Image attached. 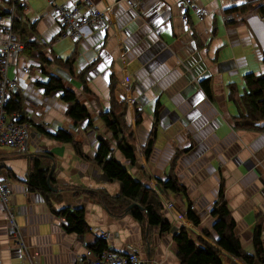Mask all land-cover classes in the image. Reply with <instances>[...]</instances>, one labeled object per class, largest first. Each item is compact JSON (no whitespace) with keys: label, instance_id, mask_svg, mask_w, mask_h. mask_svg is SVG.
I'll return each instance as SVG.
<instances>
[{"label":"crops","instance_id":"0c3cea01","mask_svg":"<svg viewBox=\"0 0 264 264\" xmlns=\"http://www.w3.org/2000/svg\"><path fill=\"white\" fill-rule=\"evenodd\" d=\"M72 1L81 0H23L25 6L16 17L18 33L23 30L42 52L64 60L76 52L77 72L94 63L86 75L91 93L83 91L81 83L63 68L46 67L48 71L61 73L63 79H70L73 84L70 86H74L73 90L89 109L98 133L86 129L87 121L75 124L71 120L61 92L48 96L44 93L37 82L47 78L37 63L39 73L25 75L17 91L34 127L32 122L26 152L1 147L0 180L12 191V209L32 253L38 254L40 264H78L79 255L101 239L100 234L92 230L85 234L68 232L66 219L58 213L66 208L84 209L90 227L110 233L106 242L115 252L126 254L135 246L144 262L181 264L173 237L185 226L184 222L189 223L185 227L195 241L204 239L220 248L214 240L217 234L213 226L217 219L212 210L223 183L225 199L236 220V234L244 250L254 254V237L259 227L264 246V132L238 130L234 117L240 112L236 101L246 88L244 76L250 72L264 74V14L249 10L242 13L241 19L229 21L225 17L227 10L242 2L197 0L207 17L200 21L190 11L188 21L183 16L182 0H140L134 11L125 0H93L99 8L114 5L115 13L99 29L89 27L82 37H71L68 49H59L66 41L61 39L67 28L63 27L55 5H69ZM10 3L0 0V12H7ZM54 42L58 43L55 47L51 46ZM26 56L36 60L25 51L19 55V63L32 61ZM112 75L118 79V97L128 104L127 119L135 132L138 162L131 166L117 150L115 155L136 179L158 187L155 191L167 206L164 215L172 223L171 232L162 233L155 227L146 236L143 225L134 217L115 216L89 195L99 188L112 195L121 190L120 183L112 182L96 162L97 134L115 146L112 133L100 118V112L111 104ZM203 80L210 81L212 98L203 90ZM235 84L238 92L234 102L230 100V91ZM130 96L132 102L128 100ZM157 102L162 107L157 138L152 154L142 160ZM136 111L143 114L140 125ZM39 126L51 133L59 129L72 132L82 142L86 158H81L72 144L58 142ZM39 153L53 155L51 162L56 165L53 174L62 189L60 200L53 199L51 204L41 192L29 190L28 176ZM172 166L186 186L187 195L160 187V180L167 179ZM189 207L200 219L199 225L186 220ZM204 229L212 235H206ZM220 249L225 264H247ZM0 264H28L22 259L1 199Z\"/></svg>","mask_w":264,"mask_h":264},{"label":"trees","instance_id":"16d2710c","mask_svg":"<svg viewBox=\"0 0 264 264\" xmlns=\"http://www.w3.org/2000/svg\"><path fill=\"white\" fill-rule=\"evenodd\" d=\"M23 6H20V9ZM249 10L258 11L264 14V1H254L241 3L227 10L240 11L241 13ZM190 19V18H189ZM188 19V21H189ZM15 31L18 33L17 20L14 25ZM22 30L18 33L20 41L25 43V51H29L31 56L36 58L39 63V68L47 78L45 81H38L37 84L41 86L44 93L48 96L55 92H61V98L67 103L66 113L74 121L79 124L87 121L86 129L97 131L93 117L89 109L79 99L78 94L72 88L67 86L64 79L55 73L48 71V65H54L66 70L74 79L78 80L83 90L91 93L89 84L86 79L87 73L93 68L94 63L88 65L80 71H75L74 64L76 62L77 54L74 52L66 60L57 58L55 54H45L41 51L35 41L28 40L27 35H24ZM264 63V53H263ZM245 92L236 101L240 112L234 117V126L238 130H256L264 132V74H256L254 72L247 73L244 76ZM118 79L112 75L110 78V94L111 104L107 110L100 112V118L104 122L106 128L112 133L114 137L115 146L103 137H98L99 143L96 155V162L102 170L108 175L112 182H119L121 190L117 195L110 194L105 188H99L90 191L89 195L96 198L115 216L123 217L131 215L138 222H140L146 236L151 235V231L158 227L162 233L171 232L172 223L166 219L164 215L165 204L159 193H157L152 186L146 185L142 180L136 179L130 172V169L122 163L115 155L117 150L122 156L129 161L131 166L138 162V147L135 137V132L127 119L128 104L125 99H120L117 95ZM201 86L205 93L212 98V90L210 88V81H201ZM238 92L237 86L232 85L230 91V100L234 101ZM161 103L157 102L154 111V122L151 132L148 135L147 141L143 145V149L147 156L152 154L155 141L157 138V125L161 114ZM10 112H25L22 95L19 92L12 94L11 101L8 106ZM30 119V118H29ZM137 125L143 121V114L141 111H136ZM40 130L45 131L51 138L56 139L60 143L72 144L76 152L81 158H86V154L82 147V142L78 141L72 132L65 129H59L55 133L47 132L45 128L39 126ZM178 154L174 156L177 159ZM53 155H45L39 153L34 158L32 169L28 176V185L30 191L41 192L47 201L51 204L53 199L60 200L59 192H54L50 189L48 183V175L51 171ZM173 169V166H172ZM52 181L56 183L54 174ZM160 187L165 190H170L175 193H183L187 195V188L181 183L174 169L168 175L167 179L160 180ZM136 204L128 210L132 205ZM167 207V206H166ZM58 215L66 219L65 229L68 232L77 234H85L90 231V226L86 220V213L84 209L69 208L59 211ZM212 215L217 219L214 222V231L217 237L214 238L216 244L231 254L243 259L247 264H255L259 261L264 264V246L261 241V227L257 228L255 233V253H247L242 245V241L236 234V220L228 207L225 199V189L222 183L220 194L213 206ZM188 218L193 221V224L199 225L200 219L196 216L193 210L188 211ZM206 235L211 236V232L204 229ZM178 251L181 264H225L221 257V249L210 244L204 239L195 241L192 238L191 232L187 227H182L180 231L173 237ZM90 249L96 253L110 249L109 243L103 239H98L92 244ZM142 264H150L144 262Z\"/></svg>","mask_w":264,"mask_h":264},{"label":"built area","instance_id":"2783aa9c","mask_svg":"<svg viewBox=\"0 0 264 264\" xmlns=\"http://www.w3.org/2000/svg\"><path fill=\"white\" fill-rule=\"evenodd\" d=\"M10 9L7 12H0V149L2 146H10L20 152H26L32 137V122L26 112H10L8 110L12 94L18 91L21 80L25 75L33 74L32 66H39V63L30 61L20 62L19 55L25 49V43L20 41L15 32V21L20 6H25L23 0H10ZM55 2V0H51ZM130 9L137 10L140 0H125ZM242 3L262 1V0H238ZM264 1V0H263ZM184 18H190V11H193L200 21H204L207 13L203 7L198 5L197 0H182ZM55 11L63 27L67 28L64 35L72 38L83 36L86 28L99 29L108 22L115 13L114 5L108 4L104 8H99L93 0L72 1L69 5H55ZM259 15V14H258ZM229 21L241 19L240 11H230L225 14ZM45 44V42H43ZM132 102V97L128 99ZM142 160L147 156L143 152ZM156 189L158 187L156 186ZM12 191L6 182L0 180V199L6 211L9 222L17 237L19 250L22 252V259L28 264H40L38 254H33L23 235L20 226L16 221L15 212L11 205ZM194 208V206H192ZM189 220L191 224L193 221ZM185 226L189 223L184 222ZM100 234L101 239L108 241L110 233L100 227H90V231ZM139 248L132 246L126 254H120L113 249H106L96 253L92 249H87L86 253L79 255L78 264H142ZM149 262V261H145ZM150 264H156L151 263Z\"/></svg>","mask_w":264,"mask_h":264},{"label":"rangeland","instance_id":"374dc122","mask_svg":"<svg viewBox=\"0 0 264 264\" xmlns=\"http://www.w3.org/2000/svg\"><path fill=\"white\" fill-rule=\"evenodd\" d=\"M66 40V41H65ZM70 40H71V37H69V36H67V37H64V38H62L61 39V41H65L63 44H60L57 48H59V49H64V50H66V49H68V43H70ZM73 41V40H72ZM58 43H56V42H54V43H52L51 44V46H53V47H55L56 45H57ZM50 46V44L48 45V47ZM75 46V45H74ZM56 48V49H57ZM49 50H51L50 48H49ZM44 51V50H43ZM71 52V51H70ZM70 52L69 53H65L63 56H64V58H67V56L70 54ZM44 53H46L45 51H44ZM49 53V52H48ZM46 55H47V53H46ZM48 56V55H47ZM25 58H27L29 61L30 60H32V62H36V60L35 59H30L29 57H25ZM51 67H54V66H51ZM32 70H33V74H38L39 73V70H38V68L36 67V66H32ZM61 71V70H60ZM56 75H58V76H60V74H58V73H55ZM61 77V76H60ZM68 79V80H67ZM67 79H65L64 78V81H65V83H67V86L69 87V88H72V89H74V86L73 87H71L70 85H73L72 84V82L70 81V79L69 78H67ZM74 79V78H73ZM76 80V79H75ZM77 82H79L78 80H76ZM80 83V82H79ZM236 85V84H235ZM237 86V85H236ZM237 89H238V86H237ZM84 91V90H83ZM33 122V121H32ZM33 127H34V122H33ZM141 158H142V155H141ZM154 190H155V188L156 187H152Z\"/></svg>","mask_w":264,"mask_h":264},{"label":"water","instance_id":"95a60500","mask_svg":"<svg viewBox=\"0 0 264 264\" xmlns=\"http://www.w3.org/2000/svg\"><path fill=\"white\" fill-rule=\"evenodd\" d=\"M55 168H56V165L53 163V164H52V167H51V171L49 172V175H48V183H49V187H50V189H51L52 191H54V192H58V191L60 190L58 184H56V183H54V182L52 181V175H53V173H54V171H55ZM135 205H136V204H132V205L128 208V210H129L130 208H132L133 206H135Z\"/></svg>","mask_w":264,"mask_h":264}]
</instances>
